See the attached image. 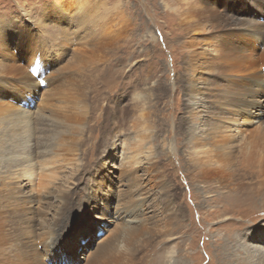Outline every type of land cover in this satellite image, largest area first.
I'll return each instance as SVG.
<instances>
[{
  "label": "rangeland",
  "instance_id": "374dc122",
  "mask_svg": "<svg viewBox=\"0 0 264 264\" xmlns=\"http://www.w3.org/2000/svg\"><path fill=\"white\" fill-rule=\"evenodd\" d=\"M76 1L68 14L55 15L49 10L54 0H0V63L9 69L4 83L30 74L40 86L11 103L22 101L34 111L47 106L89 128L84 134L72 129L71 138L45 146L46 170L54 167L57 175L47 196L36 191L38 168H29L36 180L24 178L22 192L30 196V216L0 199V264H34V256L42 262L37 244L55 212L66 207L67 187L79 199V218L56 245L66 254L59 264H247L245 245L264 247L263 238L252 242L248 236L263 227L264 204L256 202L250 206L255 213L245 216L222 172L212 179L187 160L192 109L180 108L188 96L172 87L188 37L172 9L161 0H80L78 10ZM171 1L164 3L179 5ZM247 11L238 15L257 19L254 8ZM258 48L256 67L264 72V41ZM208 82L210 94L192 113L214 120L224 116L214 100L222 81ZM11 95L4 94L5 102ZM251 122L242 125V136L257 128ZM33 143H23L30 153L26 164L39 161ZM241 147H234L228 164L240 166ZM5 161L0 164H14ZM236 180L247 179L239 173ZM260 183L264 187V178ZM135 206L141 222L125 223L118 212Z\"/></svg>",
  "mask_w": 264,
  "mask_h": 264
},
{
  "label": "bare ground",
  "instance_id": "6f19581e",
  "mask_svg": "<svg viewBox=\"0 0 264 264\" xmlns=\"http://www.w3.org/2000/svg\"><path fill=\"white\" fill-rule=\"evenodd\" d=\"M161 1L166 8L172 9L171 14L175 17L180 32L188 37L181 42L186 48L184 61L182 60L183 68L175 70V88L172 87L176 92L183 89V95L188 96L180 108L183 110L190 107L194 112L210 94L208 81H222V87L214 94V100L217 106L223 108L224 116L204 120L191 112L192 122L189 125L187 144L192 156L188 154L187 160H191L204 174L212 176V179L222 172L229 179L228 188L226 187L229 194L231 192V196L240 199V204L244 205L242 211L245 216L251 215L255 212L250 206L256 202L264 204V187L260 183L264 178V72L256 67L254 57L259 49L258 43L264 41V0H172V3L179 1L176 8H169L170 5L164 3V0ZM241 1L246 6L234 7L233 4ZM76 3V9L80 10L81 1L77 0ZM69 7L71 0H54L49 10L55 15L58 12L65 15L68 14ZM253 8L256 10L257 19L238 15L245 10L249 14L247 9ZM199 36L203 38L198 40L196 37ZM5 70L4 64L0 63V162L6 160L5 162L11 161L14 164H0V199L4 197V202L11 200L17 212L26 217L32 214V208L30 196L22 192L26 183L23 179L26 178L27 182L37 179L36 191L45 196L49 191L48 185H52L57 179L54 167L46 170L48 164L42 158L46 152L45 146L54 148L62 139L71 138L72 129L77 130L78 134H84L89 128L82 122H68L63 115L47 106L38 107L34 111L21 101L20 106L15 107L11 100L16 96L25 99L29 93L40 89V86L30 74L24 77V81L15 80L16 82L6 85L4 75L9 69ZM8 92H12L11 99L5 102L4 94ZM249 117L253 123L258 124L257 128L254 131L248 130L242 136L241 133L246 132L242 125ZM181 120H178L176 127L180 130L184 127ZM35 126L40 131H35ZM240 136L243 138L236 144L235 141ZM31 139L37 147L35 158L39 161L36 164L24 163L30 153L26 154L23 143L30 145ZM7 143L9 147L6 146ZM237 146L241 147L239 152L242 153V163L234 167L235 165L228 163L234 147ZM168 151H173L170 141ZM18 162L20 164H16ZM34 165L39 170V179L32 178L34 171L29 168ZM239 173L247 180L240 183L235 181ZM65 192L67 197L63 199L66 207L55 212L52 223L44 232V238L37 242L44 254L42 262L34 256V264H44V259H52V264H59L61 257L66 255L58 252L56 245L75 226L73 224L79 218L76 213L79 199L72 187H67ZM219 196L222 198L223 195ZM140 212L141 209L135 206L119 211L118 216L127 224H137L141 222L138 218ZM258 231L255 235L248 233L249 241L260 240L259 238L264 240V225ZM33 250L31 248L32 253ZM245 254V263L264 264V247H255L249 242L245 245Z\"/></svg>",
  "mask_w": 264,
  "mask_h": 264
},
{
  "label": "snow or ice",
  "instance_id": "6c2138e0",
  "mask_svg": "<svg viewBox=\"0 0 264 264\" xmlns=\"http://www.w3.org/2000/svg\"><path fill=\"white\" fill-rule=\"evenodd\" d=\"M43 83V82H42Z\"/></svg>",
  "mask_w": 264,
  "mask_h": 264
}]
</instances>
